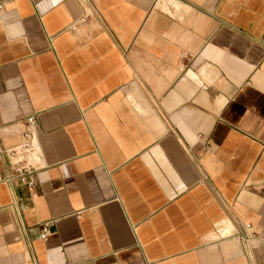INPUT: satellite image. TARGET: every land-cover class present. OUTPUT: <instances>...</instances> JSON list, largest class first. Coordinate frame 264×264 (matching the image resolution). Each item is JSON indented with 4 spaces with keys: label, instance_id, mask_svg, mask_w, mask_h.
<instances>
[{
    "label": "crops",
    "instance_id": "0c3cea01",
    "mask_svg": "<svg viewBox=\"0 0 264 264\" xmlns=\"http://www.w3.org/2000/svg\"><path fill=\"white\" fill-rule=\"evenodd\" d=\"M1 1L0 264H264V0Z\"/></svg>",
    "mask_w": 264,
    "mask_h": 264
},
{
    "label": "built area",
    "instance_id": "2783aa9c",
    "mask_svg": "<svg viewBox=\"0 0 264 264\" xmlns=\"http://www.w3.org/2000/svg\"><path fill=\"white\" fill-rule=\"evenodd\" d=\"M4 4L5 1L0 2V10L3 9ZM84 21V16L76 19V22L79 23ZM21 122V142L6 149V155L11 166V172L1 176L0 180H18L19 182L24 183L29 189H32L35 185L34 173L40 167L37 149L33 141L36 117L34 114L26 115L22 118ZM249 226V224L244 225L245 228ZM48 233V224L43 223L41 225L40 237L44 239Z\"/></svg>",
    "mask_w": 264,
    "mask_h": 264
}]
</instances>
